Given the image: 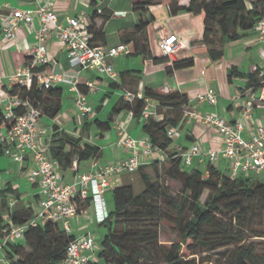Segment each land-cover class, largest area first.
Returning <instances> with one entry per match:
<instances>
[{
    "label": "trees",
    "instance_id": "obj_1",
    "mask_svg": "<svg viewBox=\"0 0 264 264\" xmlns=\"http://www.w3.org/2000/svg\"><path fill=\"white\" fill-rule=\"evenodd\" d=\"M99 0H92L93 7ZM180 0H133L134 10L142 13L136 26V34L140 38V53L143 58L153 59L154 62L168 61V57L155 58L148 50L146 32L148 26L154 22V17L143 18L149 8L168 5L171 15L181 12L201 14L205 16V30L203 39L198 42L196 51L207 52L213 62L222 59L221 48L227 43L236 42L249 35L258 22L264 20V0H214L212 4L201 3L200 0H189L188 5H180ZM98 13L95 9L90 18V32L92 42L100 45L105 41L102 30H98L94 24ZM194 59L176 61L174 69L190 67ZM123 76V75H122ZM235 78L248 80L246 91L257 93L264 86V78L259 77V70L245 74L232 68L228 75L229 81ZM117 84V83H116ZM121 86V84H118ZM10 96L28 100L30 104L42 111V114L55 118L62 107V90L58 87L48 90L34 87L27 91L18 85L8 89ZM145 96L158 103V113L164 114L162 121L153 118L146 120L143 127L144 133L150 138L152 144L161 151L168 153V176L178 180L182 186L179 197L167 198L163 205L162 199L167 196L163 185L152 182L150 174L143 172L142 178L145 189L135 193L131 185L112 189V208L109 209L107 220L100 224L106 230L98 253V262L88 264H139L141 261L153 262L154 252H161L165 264H201L194 258L198 251H213L220 242L217 239L229 238L235 244L231 251V258L227 264H264V243H248L238 236L235 227L241 218L248 215L249 205L256 206L264 211V184L252 183V178L239 176L232 179L228 174L209 166L207 176L204 171L192 169L190 172L184 169L179 152L169 153V147L173 141L167 137L171 128H178L184 118V111L188 108L189 100L179 92L163 94L147 88ZM145 102L135 100L125 102L123 99L113 108L109 121L102 123L96 121L100 131L111 129V123L124 112L133 114L135 118H142ZM17 114L22 111L17 110ZM4 120V113L0 109V126ZM11 123V122H9ZM52 136L49 146V155L58 162L64 171L73 167L74 163H81L90 159H97L101 155V149L89 144L81 145L82 140L77 139L58 129ZM4 155V146L0 144V157ZM158 167V161L151 164ZM145 166L139 170H143ZM8 188L0 192L1 208L7 207ZM207 194L205 201L204 196ZM76 203L81 202L76 198ZM89 203V201H87ZM171 209L173 229L179 239L172 242L169 247L158 243V235L153 226L160 222L163 206ZM80 208V209H81ZM235 213L228 219L229 214ZM191 214V217L188 215ZM34 217L33 210L18 209L9 210L10 223H6L3 211H0V242L5 240L12 225H21L29 222ZM75 235L66 234L53 223L40 224L36 228H30L24 236V243H6V253L12 264H62L66 257V251ZM31 250L25 252V248Z\"/></svg>",
    "mask_w": 264,
    "mask_h": 264
},
{
    "label": "crops",
    "instance_id": "obj_2",
    "mask_svg": "<svg viewBox=\"0 0 264 264\" xmlns=\"http://www.w3.org/2000/svg\"><path fill=\"white\" fill-rule=\"evenodd\" d=\"M49 0H37L29 2L27 0H0V5H7L9 8H20L24 10L33 9L38 4H44ZM54 3V10L58 15L59 21L64 23L67 18L79 15L82 12L88 14L89 18L94 14L95 9L102 11L101 15H95L94 24L98 30H102L105 41L100 45L114 47L119 44L129 46L131 53L127 56H120L110 60L115 70L120 74L119 82L99 75L92 71H84L78 67H72L68 61L67 52L64 44L59 40L55 28L51 26V32L46 40L49 63L46 70L49 72H59L64 75L65 82L57 87L62 90V107L60 113L55 118L45 115L40 120L39 144L48 154L52 136L58 129L65 132L82 143L97 146L101 149V155L97 159H90L81 163H74L69 170H62L59 166V175L63 182L74 186L77 193L76 183L83 174L98 173L101 167L115 164L125 159L129 152L120 144L118 126H125L127 132L136 139H149L144 133L143 127L146 120L133 117L132 113H122L115 122L111 123V129L100 131L96 121L106 123L109 121L111 111L122 100L125 90L131 92H145L147 88L155 92L168 94L179 92L189 100L188 109L202 113H212L224 116L232 122H241L245 126L244 136L251 138L260 125H264V102H257L251 120H245L241 114L240 106L244 100L235 101L237 93L245 92L248 80L235 78L229 81L228 75L232 68H237L239 72L251 74L259 70L264 64V45L258 41L257 28L249 35L239 41L227 43L222 48L216 49L223 51L222 59L213 62L207 52L196 51L199 47L198 42L203 39L205 30V16L181 12L171 15L168 5H159L149 8L143 14V18L153 16L154 22L151 23L146 32L148 39V50L155 58H162L158 43L167 36H176L181 42L179 51L168 61H158L157 63L148 57L143 58L140 53V38L136 34L142 13L134 10L133 0H99L93 7L92 0H50ZM188 0H182L180 5H188ZM9 9H7L8 11ZM112 26L109 29V26ZM40 29L39 19L34 16L31 25H22L17 32L15 40H7L0 30V87L4 90L11 89L13 83L11 76L21 67L29 62L30 52L38 43L36 33ZM93 37V36H92ZM194 59V64L190 67L174 69L173 63ZM123 75V76H122ZM78 81L79 87L88 94L89 101L94 107L96 115L93 118L82 116L75 108L74 94L71 91L72 84ZM93 82L97 90L89 92L87 83ZM209 88L216 90L218 94V104L216 106H202L198 104L196 98L204 94ZM119 90V93H115ZM264 94V86L256 93L257 96ZM100 100V104H98ZM152 100V99H151ZM156 108L159 119L164 120L165 116L157 112L158 103L152 100ZM0 109L2 107L0 106ZM108 119L103 121L105 116ZM102 120H101V119ZM178 129L185 133L184 143L172 139L173 143L168 152L189 151L193 146H199L201 151L209 149L219 151L223 145V139L216 129L206 126L200 121H188L183 118ZM179 143L177 145V143ZM169 154L163 152L158 154L156 161H162L164 156ZM50 156V155H49ZM51 157V156H50ZM155 161V160H153ZM153 161H150L152 163ZM36 164L32 154H23L22 162H13L6 156L0 157V192L8 188L11 192L7 194V207L1 208L6 223L9 218V210L32 209L34 214L38 210L39 186L29 180L30 172L35 169ZM193 168L208 172L209 163L205 158L195 157ZM218 170L229 174L225 160H221ZM128 175V174H125ZM124 176V175H122ZM122 176L111 178L113 188L123 186L125 183ZM25 184L27 186H25ZM106 202L108 208L107 196ZM86 213L80 214L72 221L73 235L79 237L86 233H92L96 225L94 209L89 201L85 203ZM109 210V208H108ZM10 221V220H9Z\"/></svg>",
    "mask_w": 264,
    "mask_h": 264
},
{
    "label": "built area",
    "instance_id": "obj_3",
    "mask_svg": "<svg viewBox=\"0 0 264 264\" xmlns=\"http://www.w3.org/2000/svg\"><path fill=\"white\" fill-rule=\"evenodd\" d=\"M7 9L9 10L7 11ZM98 13L102 14V11L98 10ZM34 16L40 22V29L36 33L38 43L30 52L28 64L19 68L11 76L10 80L13 85L31 91L34 87L48 90L65 82L62 73L46 70L49 63L46 40L51 32V26L55 28L59 40L64 44L68 61L72 67L95 72L121 84L119 82L120 74L115 70L110 60L127 56L131 50L126 44L114 47L95 45L90 32V18L85 12L69 17L62 23L54 10V3L50 0L29 10L0 5L2 35L7 40H15L18 30L22 25H31ZM257 33L258 41L264 45V20L258 22ZM158 46L163 56L172 58L182 45L176 36H167L159 41ZM259 77L264 78V64L259 69ZM86 86L89 92L97 90L93 82H88ZM71 91L74 94L77 111L84 117H95L96 112L89 101L88 94L79 87L78 81L72 84ZM122 99L130 103L135 100L144 101L143 118L145 120L159 119L160 116L156 114L152 100L146 97L144 92L125 90ZM196 100L202 106H216L218 94L216 90L209 88L204 94L198 95ZM234 100H244L243 105L240 106L242 117L245 120H251L256 103L264 102V94L257 96L250 90L237 93ZM0 106L4 113V120L0 126V144L4 146V156L13 162H22L23 154L31 153L36 167L30 172L29 180L37 183L40 189L38 210L34 217L25 224L12 225L5 240L0 242V264H12L7 257L6 243L17 244L24 240L25 233L30 228H36L44 223H53L66 234L71 235L73 233L72 221L78 215L86 213L85 208L77 205L76 198L83 204L90 201L96 222L98 224L105 222L109 216L106 194L114 189L111 178L134 174L162 153L149 139L133 138L125 126L120 125L118 126L119 144L129 152V155L120 162L101 167L98 173L81 175L76 183L78 187L76 193L74 186L61 179L58 162L53 160L39 144L42 111L33 107L28 100L10 96L8 90L1 87ZM17 110L22 113L17 114ZM184 118L188 121H200L204 125L216 129L223 139V145L219 151L212 149L201 151L199 146H193L189 151H180L179 156L184 169L193 165L195 157H200L201 159L205 158L209 166L217 169L220 161L225 160L228 166V175L232 179L242 175L264 173V125H260L251 138H246L244 136L245 126L241 122H232L224 116L187 108L184 111ZM181 134L180 129L171 128L167 132V137L172 140L179 138ZM206 175L208 176L209 172ZM95 259L96 238L88 232L70 242L62 264H88Z\"/></svg>",
    "mask_w": 264,
    "mask_h": 264
},
{
    "label": "rangeland",
    "instance_id": "obj_4",
    "mask_svg": "<svg viewBox=\"0 0 264 264\" xmlns=\"http://www.w3.org/2000/svg\"><path fill=\"white\" fill-rule=\"evenodd\" d=\"M182 0H180L179 3H181ZM189 2V0H188ZM200 2L205 4H212L214 0H200ZM113 24L109 26V29H111ZM258 27V24L256 25V28ZM115 93H119V90H116ZM96 105L100 104V100ZM101 119V118H100ZM108 116L106 115L103 121L107 120ZM102 120V119H101ZM185 140V133L182 132L181 136L178 138V140L181 143H184ZM177 143V142H176ZM179 143H177L178 145ZM169 156H164L162 161H158V167H153L151 164L154 162H157L156 160L158 157L153 161L152 163L146 165L143 170H138L134 174H128L122 176L124 178L125 184H129L132 186L134 192L140 193L145 189L144 181L142 178L143 172L148 173L152 177V182L163 185L166 189L167 196L165 199H162L163 205L165 204V201L167 198L170 197H179V195L182 192V186L178 182V180L171 178L168 176V161L167 159ZM194 169L193 167H187V171H191ZM201 170L203 168L201 167ZM244 176V175H243ZM248 177L252 178V183L260 182L264 184V173L258 174V175H248ZM25 186H27L25 184ZM207 194L204 196L203 201H205ZM108 201V208H112V202H111V196H107ZM82 208H87L86 204L81 203ZM171 209L168 208L167 205L163 206L162 210V217L163 219L156 223L153 228L157 232L158 235V243L162 244L163 246L169 247L172 242L179 239V236L177 232L173 229L172 224L170 223L171 220ZM235 213H231L228 216V219L235 216ZM188 217H191V214L188 215ZM10 218L7 219L8 222ZM236 229L235 232H237L238 236L244 238L246 242L248 243H264V211L257 209L254 205H249L248 207V215L246 218H241V222L237 225L235 223L232 225ZM106 230L103 226L96 225L92 229V234L96 238V259L95 262H98V253L101 249V242L105 236ZM220 242L216 245V249L213 251H198L194 258L197 260V262L201 264H227L231 258V251L235 248V244L232 243V239L229 238H221L217 239ZM21 243H24V240L20 241ZM26 253H30L31 250L29 248H25ZM153 255V262H147V261H141L139 264H165V259L163 257V254L161 252H154Z\"/></svg>",
    "mask_w": 264,
    "mask_h": 264
}]
</instances>
